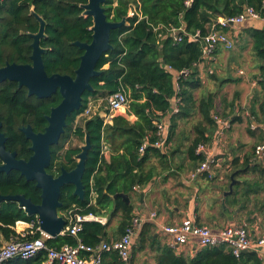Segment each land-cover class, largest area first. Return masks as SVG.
Wrapping results in <instances>:
<instances>
[{
  "label": "trees",
  "instance_id": "1",
  "mask_svg": "<svg viewBox=\"0 0 264 264\" xmlns=\"http://www.w3.org/2000/svg\"><path fill=\"white\" fill-rule=\"evenodd\" d=\"M186 1L106 0L104 4L109 21L121 22L126 19L129 25L112 31L113 48L101 57L96 67L101 74L91 80L93 90L85 93L81 110L68 118L66 133L60 144L52 147L48 169L54 176H58L63 169L73 170L83 146L66 148L65 144L77 139L85 145L89 136L91 149L83 176L85 199L74 195V185H66L62 188L63 206L59 210L62 214L74 211L81 215L109 216V222L105 225L84 223L79 237L86 245L110 242L109 224L115 218L118 224L116 233L120 237L125 234L134 215V204H126L122 198L114 199L113 196L124 193L132 200L136 187H146L153 181L157 171L150 164L152 156L165 165L167 155L153 146L158 139L156 123L172 113L177 99H180L179 112L171 117L169 139L173 137L178 121L190 119L197 110L203 123L195 126L197 136L188 153L195 163L204 161L202 155L196 154V149L209 140L206 133H211L216 125L212 117V98L207 97L198 105L194 96L195 89L200 85L196 66L202 61L203 46L201 42H190L187 35L177 42L169 29L183 27L187 34L200 32L205 37L220 18L239 16L248 8H253L264 18V0H192L189 6ZM88 2L3 0L0 8V68L12 63H32L31 35L40 30L38 15L46 22L45 36L40 43L46 50L43 58L47 74L75 77L84 51L74 43H91L93 37V18L84 15L83 5ZM132 6L137 7L141 19L139 16L129 17ZM159 26L162 29L155 31ZM251 35L252 50L263 63L260 69L264 76V28L253 29ZM182 71H188V74L178 77ZM121 87L130 95L125 115L115 117L113 124H105L99 116L83 118L75 124L86 110L90 98L109 97ZM61 100L59 92L49 99H38L29 97L27 89H20L16 82L0 84V121L7 138V150L16 152L18 159L29 160L33 155L32 143L21 128L32 126L34 132H44L51 109L58 106ZM134 116L138 118L135 123ZM147 140L150 143L141 153L140 149ZM105 147L112 153L110 161L105 160ZM250 165L247 160L241 167L246 169ZM259 170L264 174V168L259 167ZM1 195H25L34 204L41 203V190L36 182L27 181L17 170L0 173ZM19 221L34 224L32 229L27 230L26 239L42 237L41 232L37 231V217L28 216L17 202H4L0 205V247L21 237L14 229ZM154 228L152 222H146L136 236L134 245L139 251L149 248L154 252L155 264H262L255 252L248 251L236 257L226 245L203 248L197 256L188 258L168 244H163ZM46 243L50 248L61 249L65 245L76 246L78 241L73 236L65 235L49 238ZM46 259L47 253L42 252L34 259L24 261L17 258L6 264H44ZM104 264H129V261H124L117 252H111L105 254Z\"/></svg>",
  "mask_w": 264,
  "mask_h": 264
},
{
  "label": "crops",
  "instance_id": "2",
  "mask_svg": "<svg viewBox=\"0 0 264 264\" xmlns=\"http://www.w3.org/2000/svg\"><path fill=\"white\" fill-rule=\"evenodd\" d=\"M258 27L264 28V18L247 20L224 30L235 40V48L228 50L219 45L211 59L202 60L196 66L200 85L194 96L198 105L201 100L211 97L213 119L218 116L227 122V128L222 131V126L214 119L216 127L213 126L211 133H206L208 154L217 160L212 171L199 172L202 163H195L189 157L188 148L197 136L195 126L203 123L196 110L190 119L178 121L173 137L165 148L160 149L167 155L165 165L152 156L150 164L155 167L157 175L148 186L136 187L134 198L130 199L134 213L144 216L158 213V220L153 223L155 232L163 244L188 258H194L202 250L197 242L182 248L175 247L159 233L158 225H179L187 219L214 230L245 225L256 242L252 251L264 263V245L257 243L264 236V174L259 170V167L264 168V161H256V149L264 145V76L260 69L263 63L252 50L251 35L252 30ZM92 100L96 112L107 108L108 97ZM102 103L106 107L99 109ZM121 115L125 114L117 116ZM172 115L161 119L169 134ZM137 120L134 116V123ZM111 156L108 150L105 160L110 161ZM247 160L251 165L242 168ZM108 217L103 218L109 222ZM117 227L115 218L109 224L111 240L120 238L116 233ZM24 228L29 230L31 225L20 222L18 230ZM154 256L149 248L139 251L133 245L128 261L129 264H155Z\"/></svg>",
  "mask_w": 264,
  "mask_h": 264
},
{
  "label": "water",
  "instance_id": "3",
  "mask_svg": "<svg viewBox=\"0 0 264 264\" xmlns=\"http://www.w3.org/2000/svg\"><path fill=\"white\" fill-rule=\"evenodd\" d=\"M3 0H0V8ZM106 0H89L83 5L84 15L93 18V37L91 43L75 42L74 45L84 51L81 62L75 72V77L69 75L54 74L49 76L45 70L44 54L46 50L40 46L41 39L45 36L46 22L37 15L40 22V30L31 35L33 53L31 64H7L0 68V84L16 82L19 88H26L28 96L38 99H49L57 92L60 93L61 103L52 108L47 117L48 125L44 132L36 133L32 126L21 128L26 138L31 141L33 155L29 160L18 159L16 152L6 148V135L2 132L3 124L0 121V173H9L17 170L27 179L36 182L41 190V203L34 204L25 195L0 196V205L4 202H17L28 216L38 218L40 230L49 238H57L63 233L67 221L59 211L63 206L61 202L62 188L66 185H74V195L81 200L85 199V185L83 176L91 149L90 138L87 135L82 152L78 155L76 167L67 171L63 169L58 176L48 172L52 160V147L60 144L62 136L66 133L67 120L84 105V95L93 90L91 80L101 74L96 69L101 57L110 51L111 34L113 30L127 25L126 19L121 22L109 21L104 8ZM234 183V181L232 182ZM232 191V186H231ZM114 199L122 198L126 204H130V197L124 193L113 196Z\"/></svg>",
  "mask_w": 264,
  "mask_h": 264
},
{
  "label": "built area",
  "instance_id": "4",
  "mask_svg": "<svg viewBox=\"0 0 264 264\" xmlns=\"http://www.w3.org/2000/svg\"><path fill=\"white\" fill-rule=\"evenodd\" d=\"M192 0H187L186 5L189 6ZM139 16L137 7L132 6L129 10V17ZM261 16L253 8H248L244 13L233 18H220L217 23L212 26L210 32L202 37L200 32L196 34H187L183 27L171 28L169 33L174 37V40L181 42L184 36H188L190 42H201L203 46L202 60L211 59L215 54L219 45L225 46L228 50H233L235 48V40L232 39L224 30L230 28L234 25H241L247 20L260 19ZM129 25V24H127ZM162 29V26L155 28V31ZM161 37V35H159ZM172 70L171 66L167 67ZM188 71H182L179 76L187 75ZM213 74V71H210ZM177 88L179 89V84L177 83ZM130 104V95L125 88L121 89L110 95L108 97V105L104 111L96 112L94 110V101L92 98L88 100V105L86 110L78 117L80 121L83 118H90L95 115L102 118L105 124H110L113 119L121 113H125ZM180 99H177L172 111L175 115L179 112ZM215 121L222 126V131L227 128V122L222 120L218 116H214ZM158 128L157 141L153 144L154 147L158 149L165 148L169 141V132L161 120L156 123ZM149 140L144 142L140 152H145V148L149 144ZM108 147H105L103 154L108 151ZM208 149L206 144L201 143L197 149L196 154L202 155L204 161L200 165L199 172L208 173L212 171V167L217 164V160L211 154H208ZM256 159L263 162L264 161V145L258 146L256 149ZM195 175H193L194 177ZM95 195L93 194V197ZM95 198V197H94ZM93 200L92 202H94ZM67 221V225L61 234V236L70 235L77 238L78 244L76 246L65 245L61 249L50 248L46 240L49 236L42 233L40 230V225L38 221L37 231L41 232L42 237L36 239H26L27 232L25 230H18L17 233L21 236L10 242L5 243L0 247V264H6L7 262L20 258L24 261H28L36 258L42 252L47 253V259L44 264H104L105 254L111 252H117L119 256L124 260L128 261L132 255V248L134 245V240L136 236L140 233L143 225L146 222L156 223L158 220V213L151 212L150 214L144 216L138 213H134L131 224L127 227L126 232L119 239L111 240L110 242L103 241L97 246L86 245L81 239L80 234L83 231L85 222H98L103 225L107 224L106 219L103 217H97L93 214L81 215L74 211H70L67 214H62ZM23 221L16 223V228L18 224ZM27 224V222H25ZM31 225L32 229L34 227L33 223H28ZM15 229V228H14ZM159 233L169 240L171 245L182 248L190 244H194L196 241L200 249L207 247H216L220 245H226L232 249V253L236 257H240L243 253L255 250V241L250 235L249 230L245 225H237L227 227L221 230H214L208 226L198 225L194 220H184L182 224L167 226L158 225ZM33 233V232H31ZM258 245H264V236L257 241ZM264 264V263H263Z\"/></svg>",
  "mask_w": 264,
  "mask_h": 264
},
{
  "label": "rangeland",
  "instance_id": "5",
  "mask_svg": "<svg viewBox=\"0 0 264 264\" xmlns=\"http://www.w3.org/2000/svg\"><path fill=\"white\" fill-rule=\"evenodd\" d=\"M102 108H99V109H104L105 107H106V105L104 104V103H102V106H101ZM94 110H95V107H94ZM95 113H96V111H95ZM95 113L93 114V116H97V115H95ZM92 116V117H93ZM77 120H79L78 118L76 119V123L75 124H77V122H79V121H77ZM72 145H74V146H76V145H80V146H84L79 140H77V139H72V140H70L68 143H66L65 144V147L66 148H68V146H72ZM21 225V224H20ZM17 229L18 228H16L15 227V231H17ZM23 230H25L26 232H27V229H23Z\"/></svg>",
  "mask_w": 264,
  "mask_h": 264
},
{
  "label": "flooded vegetation",
  "instance_id": "6",
  "mask_svg": "<svg viewBox=\"0 0 264 264\" xmlns=\"http://www.w3.org/2000/svg\"><path fill=\"white\" fill-rule=\"evenodd\" d=\"M33 39V38H32ZM33 42H34V40H33ZM41 42V41H40ZM32 45H33V43H32ZM40 46H41V43H40ZM33 53V52H32ZM32 56V55H31Z\"/></svg>",
  "mask_w": 264,
  "mask_h": 264
}]
</instances>
